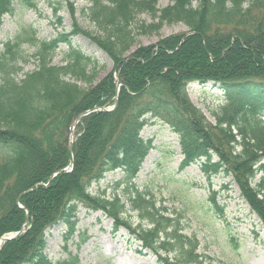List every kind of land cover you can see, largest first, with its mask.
Here are the masks:
<instances>
[{
    "label": "trees",
    "instance_id": "obj_1",
    "mask_svg": "<svg viewBox=\"0 0 264 264\" xmlns=\"http://www.w3.org/2000/svg\"><path fill=\"white\" fill-rule=\"evenodd\" d=\"M85 1L96 32L73 22L68 34L39 45L35 68L20 79L5 59L11 46L0 56V237L24 226L1 245L0 264H67L47 257L46 232L60 224L63 237L71 238L81 209L101 212L112 230L126 228L152 249L154 229H131L120 217L124 203L117 195L106 198L89 189L116 169L122 173L116 185L132 186L153 148L141 131L155 122L177 135L180 170L197 164L206 179L231 177L264 226V0H249L246 7L244 0H172L163 8L158 0ZM14 3L0 0V22ZM143 12L157 21L135 22ZM163 22L188 30L133 48L134 28L142 34ZM71 35L87 38L112 63L98 81L92 82L96 61L72 45ZM60 42L67 46L64 62L52 64ZM118 82L115 107L82 117L70 150L75 118L113 105ZM190 83H211L222 92L213 122L191 101ZM189 252L181 248L171 263L161 261L199 264Z\"/></svg>",
    "mask_w": 264,
    "mask_h": 264
},
{
    "label": "rangeland",
    "instance_id": "obj_2",
    "mask_svg": "<svg viewBox=\"0 0 264 264\" xmlns=\"http://www.w3.org/2000/svg\"><path fill=\"white\" fill-rule=\"evenodd\" d=\"M28 1L33 5L26 0H15L13 13L4 15L0 22V56L10 45L5 59L13 61L18 79L35 68L39 45L68 34L73 22L89 31H97L87 17L91 6L88 1ZM172 2L158 0L157 7L163 8ZM248 2L244 0L243 6ZM137 18L135 22L144 24L157 21L145 12ZM187 30L180 22H163L158 30L142 34L134 28L133 48ZM70 39L74 47L96 61L93 83L110 71V60L87 38L71 35ZM15 42L17 47L13 45ZM66 49V43L60 42L52 64L64 62L62 52ZM77 82L85 86L84 82ZM187 91L193 104L213 122L212 111L222 105V92L211 83H190ZM141 135L151 139L154 148L144 159L132 186L116 185L122 176L116 170L92 183L89 191L101 193L106 198L117 195L124 203L120 217L131 229L137 232L155 230L154 247L143 246L126 228L112 230V220L101 212L88 213L81 209L78 230L71 238L63 237L65 228L60 224L47 230L44 250L47 257L67 264H163V259L168 263L174 261L179 249L183 248L185 252L190 250L199 264H264V226L239 195L231 177L218 175L206 179L197 164L180 171L177 135L165 124H149L142 129ZM146 207L148 210L143 211Z\"/></svg>",
    "mask_w": 264,
    "mask_h": 264
},
{
    "label": "water",
    "instance_id": "obj_3",
    "mask_svg": "<svg viewBox=\"0 0 264 264\" xmlns=\"http://www.w3.org/2000/svg\"><path fill=\"white\" fill-rule=\"evenodd\" d=\"M117 91H118V90H117ZM115 104H116V102L114 103V105H113L112 107H109V108H94V109H91V110H89V111H85V112L79 114V115L76 117V119L74 120V122H73V128L77 125V123L79 122V120H80L82 117H84L86 114H88V113H90V112H92V111H96V110H100V111H109V110H111V109H113V108L115 107ZM74 138H75L74 130L72 129V131H71V142L74 141ZM71 148H72V146H70V149H71ZM70 163L72 164V160L70 161ZM20 233H21V231L16 232V233H14V234L10 233V234H7V235H4V236L0 237V246H1L2 243L6 242V241H8V240H11L12 238L18 236Z\"/></svg>",
    "mask_w": 264,
    "mask_h": 264
}]
</instances>
